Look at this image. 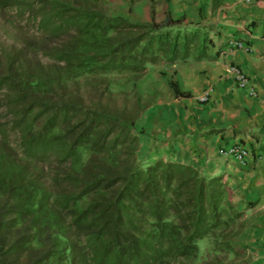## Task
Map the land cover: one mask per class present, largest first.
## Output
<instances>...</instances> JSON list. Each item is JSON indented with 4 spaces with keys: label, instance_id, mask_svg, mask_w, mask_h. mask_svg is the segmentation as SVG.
I'll return each mask as SVG.
<instances>
[{
    "label": "trees",
    "instance_id": "trees-1",
    "mask_svg": "<svg viewBox=\"0 0 264 264\" xmlns=\"http://www.w3.org/2000/svg\"><path fill=\"white\" fill-rule=\"evenodd\" d=\"M95 1L40 2L32 15L65 41L43 46L53 59L46 75L3 80L28 104L19 116L23 160L15 163L6 144L0 148V264H169L194 258L197 240L212 243L216 229L229 225L221 217L220 177L140 155L144 133L135 123L147 106L138 97L133 107L113 111L100 100L112 92V76L135 80L147 66L206 58L208 33L168 14L159 23L153 13L149 22L130 23ZM78 79L104 84L96 105L71 91L59 94ZM124 87L117 84V92ZM32 114L43 128L34 127ZM47 151L55 167L48 178L36 159Z\"/></svg>",
    "mask_w": 264,
    "mask_h": 264
},
{
    "label": "crops",
    "instance_id": "crops-1",
    "mask_svg": "<svg viewBox=\"0 0 264 264\" xmlns=\"http://www.w3.org/2000/svg\"><path fill=\"white\" fill-rule=\"evenodd\" d=\"M249 1L145 0L141 5L157 23L168 14L172 20L181 19L188 29L203 30L206 25L212 47L200 61L177 62L160 72L165 95L159 94L144 111L147 129L143 127L140 150L151 159L189 165L209 177H220L243 217L233 246L249 257L248 264H264V0ZM153 3L164 6L162 16L155 15ZM142 21L149 22L150 16ZM230 39L241 41L250 52L229 50ZM229 65L247 75L254 97L247 96L246 89H236L226 77ZM165 80L175 82L182 97L175 98ZM207 87L212 94L199 103L196 98ZM235 143L249 153L243 165L218 155V150Z\"/></svg>",
    "mask_w": 264,
    "mask_h": 264
},
{
    "label": "rangeland",
    "instance_id": "rangeland-1",
    "mask_svg": "<svg viewBox=\"0 0 264 264\" xmlns=\"http://www.w3.org/2000/svg\"><path fill=\"white\" fill-rule=\"evenodd\" d=\"M42 1L46 0H0V148L2 143L6 144V151L15 163L22 161L24 156L25 150L21 140L23 125H20L23 122L19 119V116L20 111L28 104V100L18 98V89L16 87H13V89L7 83H3V80L4 78H11L19 82L23 74L46 75L45 71L48 67H51L53 59L46 55L47 52L43 51V46H47L48 43H57L59 39L65 41L66 38L64 33L49 32V27L40 22V17L32 15V11H36ZM59 1L63 2V0ZM77 1L80 0H71L73 4ZM95 2L99 6L98 9L106 15H120L130 23H143L142 20H147L150 16L149 11L141 7L145 0H96ZM45 5L48 8V4L45 3ZM153 8H155L156 16H162L164 6L160 7L158 3H153ZM202 27L210 37L208 27L206 25ZM164 68L169 69L170 65L158 63L147 66L145 73L135 80L126 81L121 79V75L112 76L110 81L112 92L101 95L100 100L103 97L101 102L113 111V109H120L123 106L126 108L133 107L134 101L138 97L140 105L147 107L138 115L135 124L142 131L144 128L147 129L143 124L142 116H144V111L148 107L154 105L159 94H161V97L165 95L162 93L164 87L160 85L162 80L159 76ZM92 81L86 82V86L84 80L78 79L76 84L69 85L67 83L63 87L64 89H58V92L61 94L62 92L71 91L74 95L77 94L84 98L85 102H89L91 106L96 105L104 84H97L98 81L97 85L92 87L94 79ZM119 83L125 84V87L117 92L116 86ZM58 88H61V86ZM33 114L30 116H34L31 117L34 127H37V129L43 128V119ZM150 120H153V118H150L148 123ZM154 124H157L156 119ZM132 131L135 135H139L138 128H134ZM138 151H140V155H143V150H140V143ZM49 152L47 151L44 156H36L37 165L44 167L43 172L44 175L46 174V178H48V171L55 168L53 160L48 157ZM23 162L29 166L31 161L25 159ZM222 188L221 217L222 220L229 221V225H221L216 229L217 237L212 243L207 238L197 240L195 242L197 254L194 258L190 260L180 259L169 264H248L249 257L244 256L243 250L234 247L232 243L235 235L242 228V213H240V208L229 198L230 193L225 182L222 183ZM235 213H238L237 217ZM227 234H229L228 237ZM225 243H229L230 250H227Z\"/></svg>",
    "mask_w": 264,
    "mask_h": 264
},
{
    "label": "built area",
    "instance_id": "built-area-1",
    "mask_svg": "<svg viewBox=\"0 0 264 264\" xmlns=\"http://www.w3.org/2000/svg\"><path fill=\"white\" fill-rule=\"evenodd\" d=\"M241 1V0H236ZM244 3H249V0H243ZM229 50H243L247 53L250 52V49L243 45V43L237 40H230L228 42ZM226 77L230 78L236 89L243 91L246 89L247 96L254 97L255 92L250 86L249 79L247 75L241 71L236 66L230 65L226 68ZM212 94V89L210 87L205 88L196 98L199 103H204L209 100V96ZM218 155L222 157L230 158L234 163L238 165H243L248 161L249 153L243 145L233 144L228 147L218 150Z\"/></svg>",
    "mask_w": 264,
    "mask_h": 264
},
{
    "label": "clouds",
    "instance_id": "clouds-1",
    "mask_svg": "<svg viewBox=\"0 0 264 264\" xmlns=\"http://www.w3.org/2000/svg\"><path fill=\"white\" fill-rule=\"evenodd\" d=\"M230 40H233V39H230ZM230 40H229V41H230ZM234 40H235V39H234ZM237 41H239V40H237ZM239 42H241V41H239ZM241 43H242V42H241ZM229 66H230V65H229ZM225 74H226V73H225ZM235 144H238V143H235Z\"/></svg>",
    "mask_w": 264,
    "mask_h": 264
}]
</instances>
